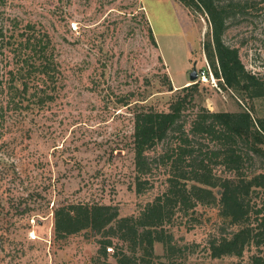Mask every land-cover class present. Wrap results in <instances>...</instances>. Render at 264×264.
<instances>
[{"label":"rangeland","instance_id":"374dc122","mask_svg":"<svg viewBox=\"0 0 264 264\" xmlns=\"http://www.w3.org/2000/svg\"><path fill=\"white\" fill-rule=\"evenodd\" d=\"M218 1L247 4L223 38L264 80V0ZM30 26L50 37L56 82L37 74L28 92L8 86L0 94L1 101L15 97L21 103L9 106L0 120V264H106L98 259L99 235L55 238L54 209L99 202L118 205L122 216L137 215L166 190L169 167L156 161L147 175L152 186L136 191L134 110L144 104L167 109L173 90L190 83L195 61L201 105L237 111L244 102L220 88L212 73L204 50L208 17L179 0H0V28L10 37L0 38V71L5 80L12 70L19 72L20 90L33 52L18 44L21 33L31 34ZM251 103L254 115L264 116V97ZM162 150L160 145L151 157ZM220 159L212 162L214 172L233 177ZM261 165L258 157L246 162L250 170ZM219 208L199 204L174 218L171 231L182 251L173 264H251L254 246L241 257L211 256L209 237L232 229ZM155 252L163 255L162 243Z\"/></svg>","mask_w":264,"mask_h":264},{"label":"trees","instance_id":"16d2710c","mask_svg":"<svg viewBox=\"0 0 264 264\" xmlns=\"http://www.w3.org/2000/svg\"><path fill=\"white\" fill-rule=\"evenodd\" d=\"M179 1L208 17L211 27L204 50L212 73L220 88L238 95L244 102L243 108L211 111L201 105L198 102L201 79L173 90L167 109L140 105L133 112L136 191L142 193L152 186L147 175L156 161L169 167L166 190L144 205L137 215L122 216L119 206L114 204H61L54 209V236L61 240L83 231L99 235L98 259L106 264H173L172 258L182 251L171 231L174 218L181 213L189 214L199 204H218L221 217L232 229L209 237L211 256L241 257L254 246L251 264H264V116L254 115L251 103L264 97V80L246 68L239 49L223 38L231 20L243 14L248 6L240 1ZM30 27L31 34L21 33L18 44V48L33 52L30 62L24 63L26 71L20 77L23 86L20 90L15 85L19 72L12 70L5 80L0 71V94L8 86L14 92H28L32 88L29 80L35 77L37 80L41 75L56 82L57 63L53 54L51 57L48 53L50 37L35 26ZM6 30L0 28L1 39L10 38ZM150 37L155 42L152 30ZM17 102L15 97L0 100V120L5 118L9 106L21 104ZM160 145L162 152L152 158L151 152ZM251 157L262 162L259 171L246 166ZM219 158L234 173L233 177L214 172L212 162ZM256 196L263 201L260 207ZM156 243L163 244V255L155 252ZM112 244L113 251L108 252L106 248ZM110 257L113 263L107 262Z\"/></svg>","mask_w":264,"mask_h":264},{"label":"water","instance_id":"95a60500","mask_svg":"<svg viewBox=\"0 0 264 264\" xmlns=\"http://www.w3.org/2000/svg\"><path fill=\"white\" fill-rule=\"evenodd\" d=\"M200 77V74L197 70V67H196V61L194 62V67H193V70L190 71L189 73V79H190V83H188L187 85L191 84V83H194V82H197L198 79ZM171 89H174L173 86H171ZM221 192V190H219V193Z\"/></svg>","mask_w":264,"mask_h":264},{"label":"built area","instance_id":"2783aa9c","mask_svg":"<svg viewBox=\"0 0 264 264\" xmlns=\"http://www.w3.org/2000/svg\"><path fill=\"white\" fill-rule=\"evenodd\" d=\"M71 25H72L73 29H75V30L77 29L76 22H72ZM106 249H107L108 252H112L113 251V247L112 246H108Z\"/></svg>","mask_w":264,"mask_h":264}]
</instances>
